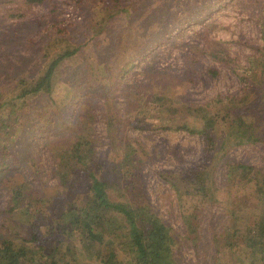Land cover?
Masks as SVG:
<instances>
[{"label": "rangeland", "instance_id": "obj_1", "mask_svg": "<svg viewBox=\"0 0 264 264\" xmlns=\"http://www.w3.org/2000/svg\"><path fill=\"white\" fill-rule=\"evenodd\" d=\"M75 49L50 93L24 97L21 122L0 134L10 163L0 168V249L41 251L20 264H134L123 216L88 234L91 250L82 246L73 222L93 196L90 170L109 198L149 206L172 227L178 264H259L263 205L241 175L247 165L264 175V139L238 142L220 118L240 114L264 136V0H0L4 100L21 102L18 79L37 80ZM158 95L176 112L159 119ZM208 115L219 124L207 149L199 130ZM78 135L91 140L90 159L72 157ZM206 166L212 198L201 210L160 175ZM236 205L250 219L233 236Z\"/></svg>", "mask_w": 264, "mask_h": 264}, {"label": "trees", "instance_id": "obj_2", "mask_svg": "<svg viewBox=\"0 0 264 264\" xmlns=\"http://www.w3.org/2000/svg\"><path fill=\"white\" fill-rule=\"evenodd\" d=\"M75 50H66L61 55H58L53 59L42 75L35 81H27L24 78H20L17 84L12 87V97L21 98V102H17L10 99H3V95L0 93V134H7L9 128H13L21 122L22 114L27 104V100L23 99L29 95H36L40 93H50L52 86V78L54 71L58 63L65 57L72 55ZM18 85V86H17ZM17 86V87H16ZM16 87L15 89H13ZM18 89L17 91H14ZM15 92V93H13ZM157 105V116L159 119L165 118L169 113L176 112V108L172 105L169 106L165 103V97L158 95L153 98ZM3 110V111H1ZM230 112L225 113L220 120H227L228 125L235 126L234 138L238 142H259L264 139L261 136V132L257 130L253 121L247 122L243 119L242 115L234 114L232 118ZM219 124L217 115H208L204 117L202 127L203 130H199L207 142V149L210 146H214V138L210 136V130L215 129ZM178 129H186L188 126L185 123H177ZM194 132V129H189ZM5 148V146H2ZM214 148V147H211ZM5 150L0 149V168L3 166H9V162L5 158ZM72 157H76L78 161L83 159H90L92 153L91 140L85 139L81 135L76 136L75 142L72 145L71 150ZM210 168L206 166V169H195L194 171H187L184 174L161 172V177L169 183L180 197H190L197 209H203L206 201H210L212 197L208 194L207 181ZM242 168H245L243 166ZM248 174H242L241 179H246L254 182V193L258 201L263 205L261 213L263 214L262 225L259 228L254 229L255 238L262 244V250L260 252L258 262L264 264V175L258 170H254L253 166H248ZM254 170V171H252ZM253 172V173H251ZM92 182L90 186V192L92 197L86 201L84 212L77 213L74 218V226H78L80 240L82 246L91 250L93 248L92 241H90L89 233L96 230L99 235L109 232V225L113 223L115 217L123 216L127 223L128 231L127 236L130 239L131 247L129 248L130 255L134 261V264H178L175 255L174 248L176 247V239L173 235L172 227L159 217L154 210L149 206H129L116 200L109 198L106 194L104 184L89 170L88 172ZM251 174V175H250ZM260 175V176H259ZM13 198H21L20 189L13 192ZM258 203V204H259ZM245 206V205H244ZM243 207H233L231 210V222L228 227L229 232L234 236L242 229L243 220H249L250 217L247 212L243 211ZM245 226L247 222H244ZM100 235V236H101ZM36 239L35 235H31L29 240ZM12 243L5 245L4 251L2 247L0 249V264H16L22 262L24 257L29 251L34 257V254H41L38 250H27V246L21 247L22 254L12 248ZM41 249V248H40ZM29 253V254H30ZM95 254L101 253L95 249ZM108 264H119L116 257L108 256ZM39 264H56L52 259L46 257ZM260 260V261H259ZM255 261V259L253 260ZM252 261V262H253ZM257 262V261H256Z\"/></svg>", "mask_w": 264, "mask_h": 264}]
</instances>
